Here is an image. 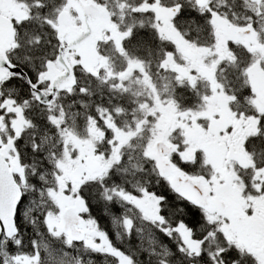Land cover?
<instances>
[{"label":"snow or ice","instance_id":"6c2138e0","mask_svg":"<svg viewBox=\"0 0 264 264\" xmlns=\"http://www.w3.org/2000/svg\"><path fill=\"white\" fill-rule=\"evenodd\" d=\"M0 264H264V0H0Z\"/></svg>","mask_w":264,"mask_h":264}]
</instances>
